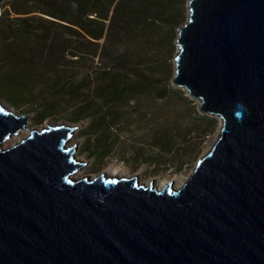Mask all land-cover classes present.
Segmentation results:
<instances>
[{
  "label": "water",
  "instance_id": "water-1",
  "mask_svg": "<svg viewBox=\"0 0 264 264\" xmlns=\"http://www.w3.org/2000/svg\"><path fill=\"white\" fill-rule=\"evenodd\" d=\"M187 11L171 82L221 119L213 145L179 186L77 176V125L4 146L27 114L0 103V264H264V0Z\"/></svg>",
  "mask_w": 264,
  "mask_h": 264
},
{
  "label": "trees",
  "instance_id": "trees-1",
  "mask_svg": "<svg viewBox=\"0 0 264 264\" xmlns=\"http://www.w3.org/2000/svg\"><path fill=\"white\" fill-rule=\"evenodd\" d=\"M11 1L0 12V89L9 102L40 110L39 120L61 109L66 120L86 121L80 134L96 162L133 124L148 137L130 154L153 163L145 174L182 168L189 149L179 138L196 129L181 131L178 116L156 115L150 104L169 100L164 57L185 0Z\"/></svg>",
  "mask_w": 264,
  "mask_h": 264
},
{
  "label": "rangeland",
  "instance_id": "rangeland-1",
  "mask_svg": "<svg viewBox=\"0 0 264 264\" xmlns=\"http://www.w3.org/2000/svg\"><path fill=\"white\" fill-rule=\"evenodd\" d=\"M11 3V0L2 2L1 11L4 9L9 10ZM180 11L181 15L182 13H184V16L182 17L183 21H181L182 23L185 21L188 13L187 0H185V3ZM9 14L10 16L13 15L12 13ZM173 31H169L168 36L171 39L167 45L168 53L166 54V57H164L165 64L167 63L168 65H170L169 71H172V74L174 71L173 58L178 50L176 44V28H174ZM167 93V98L169 100L167 102L151 103V109L153 111H156V115H164L165 117L173 118L178 116V119L182 120L180 129L183 132H188V129L191 130V127L196 129L190 133V137L187 136L189 138L187 142H184L182 138H179V141L181 143L180 147L184 145L187 147L186 149H189L187 156L185 157L186 160L179 171H175L173 170V167H169L166 171L162 172V175L145 174L153 168V163L148 164L144 160H139V158L130 156V154L132 153V147H138L139 145L143 144L147 146L148 137L144 134L146 132L145 129L143 130L141 128H135L133 124H126V127L120 132V135L117 136L111 154L96 162L94 157L89 156L87 151L84 149L85 139L80 134V129L85 126L86 121L80 120L78 122H72L70 120H66L65 118H63V115L66 111L61 109L39 120L40 110L30 109L28 108L29 105L27 104L20 105L9 102V100H7L5 92L0 89V103L8 107V109H10L12 113L27 114V121L25 122V126L29 128V130L28 128L26 130L23 129V127V132H20L16 137H11L10 139L7 138V141L5 140L6 142L3 144L4 146H6L18 141L22 137L26 136L32 129H39L40 127H45L48 124L66 122L68 124L77 125V127L73 130L76 133H73V136L70 137L68 141V144H76L74 147V153L76 152L77 154H75V156L79 161L83 162V165L81 166L82 170L78 174H76L77 176H81L84 174L96 175L98 172L104 171L106 173V176H110L108 173L111 172H114L115 174L125 173V176L138 174L141 180L151 179L155 177V180H173L174 183L180 185L191 173L198 157L204 154L215 142L217 136L219 135L221 122L220 118L216 115L202 113L199 112L198 109V113L194 111L193 106H197V100H190L192 98L186 94V91L184 89L172 84L171 77L169 78V90L167 91ZM147 105H149V103H147L146 106ZM131 113L134 114V112ZM200 114H207L209 116V119L200 121L198 119V115ZM112 137H116V132H113ZM122 155L128 159V162L121 159ZM117 176H120V174Z\"/></svg>",
  "mask_w": 264,
  "mask_h": 264
},
{
  "label": "bare ground",
  "instance_id": "bare-ground-1",
  "mask_svg": "<svg viewBox=\"0 0 264 264\" xmlns=\"http://www.w3.org/2000/svg\"><path fill=\"white\" fill-rule=\"evenodd\" d=\"M7 108H8V107H7ZM9 110H10V109H9ZM220 122H221V119H220ZM24 128L27 129L28 127H27V126H24ZM24 128H23V129H24ZM40 128H41V127H40ZM23 129H22V128L18 129V130H17L18 132L16 131L15 133L11 134L8 138L10 139L11 137H16L20 132H23V131H24ZM219 129H220V128H219ZM28 130H29V128H28ZM73 133H76V132L73 131ZM9 139H8V140H9ZM5 140H6V139H5ZM5 140L2 142V144L5 143V142L7 141V140H6V141H5ZM66 143H67V142H66ZM3 145H4V144H3ZM70 145H71V144H70ZM75 154H77V153L75 152L74 155H75ZM81 168H82V167H79V168L77 169V171L74 173V175L78 174V173L82 170ZM108 174H109L110 176H114V175L117 176V175H119V174H120V176H122V175H126L125 173H118V174H115L114 172H111V173H108ZM120 176H119V177H120ZM148 180H149V179H146L145 181L147 182ZM166 182H168V180L166 181L165 179H159V180H155L154 183H153V185L159 188V187L165 185ZM172 185H173V186H177V185L179 186V184H176V183H174V182H173Z\"/></svg>",
  "mask_w": 264,
  "mask_h": 264
}]
</instances>
